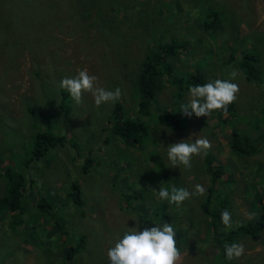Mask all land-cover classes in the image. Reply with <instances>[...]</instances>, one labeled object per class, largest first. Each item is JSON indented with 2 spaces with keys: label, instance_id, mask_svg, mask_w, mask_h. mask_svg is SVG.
<instances>
[{
  "label": "rangeland",
  "instance_id": "obj_1",
  "mask_svg": "<svg viewBox=\"0 0 264 264\" xmlns=\"http://www.w3.org/2000/svg\"><path fill=\"white\" fill-rule=\"evenodd\" d=\"M6 4L0 0V25L5 18L16 22L0 28V166L22 172L27 184L14 197L0 168V264H109L108 249L126 227L137 225L134 217L140 230L172 224L180 264H218L209 256L214 234L200 206L206 194L176 207L160 200L158 190L193 192L195 184L207 190L203 153L192 157L190 169L169 167L167 158L170 144L204 137L212 145L207 153L223 165L219 189L230 203L233 225L258 215L253 197L264 202V139L257 153L241 157L231 153L227 139L233 127L253 138L264 133V82L246 80L238 64L246 51L257 54L264 81V0H12L16 15ZM14 27H22L17 47L6 35ZM171 40L182 45L162 61L172 77L199 69L208 83L239 70L233 81L239 92L226 124L214 111L209 117L183 115L180 127L171 129L158 118L161 109H176L177 87L166 83L137 146L112 132L108 121L115 103L97 107L84 93L76 104L59 86L86 70L98 86L119 87L124 115L137 118L135 80L145 54ZM188 91L179 104L188 101ZM39 131L67 142L28 164ZM86 158L92 161L84 172ZM14 204L18 209H10ZM142 215L158 220L144 223ZM216 228L229 230L222 221ZM233 243H243L245 252L226 264H264V231ZM69 246L75 250L71 263L64 257Z\"/></svg>",
  "mask_w": 264,
  "mask_h": 264
},
{
  "label": "trees",
  "instance_id": "obj_2",
  "mask_svg": "<svg viewBox=\"0 0 264 264\" xmlns=\"http://www.w3.org/2000/svg\"><path fill=\"white\" fill-rule=\"evenodd\" d=\"M7 7L11 10L12 15H16L17 11L13 6L10 5L12 0H6ZM216 14V12H213ZM16 22V19L12 21L7 18L4 19L3 25H11ZM211 23L206 22L205 25L209 26ZM0 25V28L3 27ZM40 29L41 26H36ZM21 28L14 27L10 31H6V35L12 40L11 47H17L18 43L16 37L21 36ZM35 27H32V30ZM26 29H31L26 28ZM182 45H178L174 40L170 42H166L160 45H155L151 47L150 50L145 54V58L141 64L140 72L135 80V91L137 94V118H133L130 116H126L122 110V102L117 100L114 104L113 111L109 117L108 123H111V130L114 134H116L119 138L124 140L126 143H130L133 145H139L144 141L147 135V122H145V117L149 118L153 114L151 109L156 98L158 92L163 88V85L166 83L173 84L177 87V91L175 93V108L174 110H168V108L161 109L158 118L163 119L167 125L171 129H177L180 127L181 117L184 115L180 112L181 104L179 101L183 98V95L186 90H189L191 86L197 84L206 83V77L203 72L199 69L194 70V73L187 74L186 76H174L172 77L171 67L169 65L163 64L162 61H166V57L168 55L173 54L179 47ZM234 49L231 52V55L235 54ZM257 54L253 52L246 51L241 55L239 66L243 69L244 78L248 81H253L256 83L264 82L261 77L262 72L259 71L256 63L258 61ZM234 112V103L230 104L227 108V111H215L216 116L218 117V121L221 124H226L225 116H229ZM264 139V133L255 138L251 137L248 134H243L237 129H233L230 131L228 136V147L232 154L235 156H248L258 152L262 140ZM67 142L65 136L55 135L49 131H39L36 133L33 141V149L31 150V157L28 164L33 161L39 160L43 156H45L49 149L54 148L55 146H64ZM74 147L76 145L72 143ZM150 160L154 158V153L149 155ZM216 159L212 157L209 153L205 155V163L204 168L209 177V185L207 187V193L204 201L200 204L203 214L208 218L207 224L210 228V231L214 234L212 240L215 244L212 245L213 249L210 252L209 256L211 257V261H216L218 264H226L225 250L224 245L226 243L231 244L235 241L236 237H248L257 235L259 232L264 231V204L263 200L259 198L253 197L255 201L254 204H257L259 213L258 215L248 221L240 222L239 226H234L229 229L228 232L221 231L218 232L216 225L220 224L221 212L227 209L229 211L230 203H227V199L222 195L220 191L219 182L221 183L220 176L223 175V165L219 162L215 161ZM92 160L90 158H86V163L83 165L84 172H87L89 163ZM30 166V165H29ZM2 175L6 178L8 182L7 191L10 194L13 193L14 197L17 195H21L26 189V176L22 172H16L13 168L8 165H1ZM32 180L29 179V183L31 184ZM76 188L75 192V201L79 204L82 203L80 198V190L77 184H74ZM221 195V197H220ZM7 202V198H5ZM214 202H218L219 206H215ZM143 205V204H142ZM125 207L128 208V205L125 204ZM165 207V205H164ZM10 209H18L16 204L12 205ZM146 220H143L144 223L149 222L148 220L156 218H146L145 215H142ZM69 251L64 252V257L69 259V263H71V259L75 255V250L73 247L69 246Z\"/></svg>",
  "mask_w": 264,
  "mask_h": 264
},
{
  "label": "clouds",
  "instance_id": "obj_3",
  "mask_svg": "<svg viewBox=\"0 0 264 264\" xmlns=\"http://www.w3.org/2000/svg\"><path fill=\"white\" fill-rule=\"evenodd\" d=\"M240 75L238 69L229 73L228 79H216L214 81L191 86L188 91L189 99L181 105L180 112L185 116L193 113L197 116L209 117L214 111H227L230 104L236 101L239 85L235 83ZM98 78L89 75L86 70H81L75 77H65L60 81V88L67 91L76 104L82 102L84 93H90L97 107L102 104L115 103L120 99L122 92L119 87L108 90L97 84ZM211 142L204 137H198L189 143L181 140L167 147L169 167L183 165L191 168L193 156L207 155L211 148ZM206 188L202 184H195L194 191L189 192L184 187L173 186L159 187L160 200H166L170 204L179 207L192 195L203 196ZM251 218V214H248ZM137 222L135 227H126L121 238L107 251L109 264H180L181 251L177 247L176 232L171 223H156L154 227H144L140 230L138 218H131ZM220 219L226 228H233L231 213L225 209L221 212ZM128 222V221H127ZM239 226V225H237ZM227 260L240 258L245 252L243 243H226L224 245Z\"/></svg>",
  "mask_w": 264,
  "mask_h": 264
},
{
  "label": "crops",
  "instance_id": "obj_4",
  "mask_svg": "<svg viewBox=\"0 0 264 264\" xmlns=\"http://www.w3.org/2000/svg\"><path fill=\"white\" fill-rule=\"evenodd\" d=\"M194 70H196V69H194ZM205 75V74H204ZM206 77V76H205ZM263 204H264V202H263ZM231 209V206L229 207V210ZM254 219V218H253ZM248 220H252V219H248ZM248 220H246V221H248ZM255 236V235H254Z\"/></svg>",
  "mask_w": 264,
  "mask_h": 264
}]
</instances>
